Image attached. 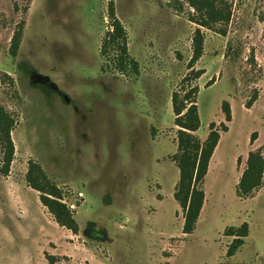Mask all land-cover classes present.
Listing matches in <instances>:
<instances>
[{"label":"rangeland","instance_id":"obj_1","mask_svg":"<svg viewBox=\"0 0 264 264\" xmlns=\"http://www.w3.org/2000/svg\"><path fill=\"white\" fill-rule=\"evenodd\" d=\"M111 1L137 72L117 71L116 54L101 53ZM215 4L230 20L207 28L195 23L201 12L190 0H0V105L14 120L8 173L0 143V264H264V182L252 201L236 193L249 152H264V0ZM197 29L204 52L191 69ZM194 87L201 141L210 123L221 129L224 101L232 122L214 152L222 166L214 162L206 176L205 210L184 235L171 98ZM30 163L59 188L77 235L57 225L28 186ZM244 222L249 236L227 257L234 238L224 232Z\"/></svg>","mask_w":264,"mask_h":264},{"label":"trees","instance_id":"obj_2","mask_svg":"<svg viewBox=\"0 0 264 264\" xmlns=\"http://www.w3.org/2000/svg\"><path fill=\"white\" fill-rule=\"evenodd\" d=\"M217 0H190L196 11L201 12L200 19L195 21L202 27L211 28L212 23L218 21L229 22L230 12L223 8L216 7ZM108 17L111 22V30L105 33L101 45L103 56H113L112 62L116 70L122 73L129 71L137 72L138 63L128 51V34L116 17L114 3H109ZM24 22H20L11 40L9 53L17 57L19 46L22 41ZM224 32V31H223ZM204 52V35L201 29L195 31L193 39V56L190 68L198 62ZM19 71L30 76L34 70L24 61L18 64ZM202 74V73H201ZM48 99L54 90L42 84H33ZM198 91L194 87L184 95L174 92L171 98L174 124L177 131V153L173 161L179 169V181L175 187L174 198L179 204L184 214V224L182 232L184 235L192 234L200 217L201 210L205 203L206 193L204 190L205 179L208 174L211 158L221 139V132H228L227 123L232 122V111L228 101H224L221 106L225 122L220 124V130L215 122L209 124V133L206 140L201 141L196 135L200 129L201 120L196 97ZM14 128V120L11 115L0 105V143L4 150V172L8 173L14 156V145L11 132ZM257 133H253L250 138L251 144L257 139ZM239 161V159H238ZM28 186L39 193L40 203L47 208L53 216L57 225L71 231L74 235L79 233V225L74 217L73 211L64 203L59 188L48 178L40 165L30 163L26 175ZM264 182V152L261 149L251 151L248 154L246 168L237 184L236 193L239 198L247 199L253 197L256 190L263 186ZM249 225L244 222L240 227H228L224 234L233 237L232 243L228 246L227 257H233L245 244V239L249 236ZM49 263L54 260L52 256H46Z\"/></svg>","mask_w":264,"mask_h":264},{"label":"crops","instance_id":"obj_3","mask_svg":"<svg viewBox=\"0 0 264 264\" xmlns=\"http://www.w3.org/2000/svg\"><path fill=\"white\" fill-rule=\"evenodd\" d=\"M215 162V156H214V154H213V156H212V158H211V161H210V164H209V170H208V173H209V171H211V168H212V164ZM215 166L217 167V170L219 171L220 170V168H221V166H222V162H221V159H217L216 158V162H215ZM243 172H244V169H243V171H242V173L240 174V175H238V177H237V179H236V184H238L239 183V181H240V179H241V177H242V174H243ZM206 180V179H205ZM256 192V191H255ZM260 194V193H259ZM258 195H256L255 197L253 196V197H250V198H247V199H243V198H239V200H241V201H244V202H248V201H252V200H254V199H256V197H257ZM207 195H206V197H205V203H204V206H203V208H202V210H201V213H200V217H199V219L201 218V216H202V214H203V212H204V210H205V207H206V204H207ZM183 219V222H184V218H182ZM230 239H232V238H230Z\"/></svg>","mask_w":264,"mask_h":264}]
</instances>
